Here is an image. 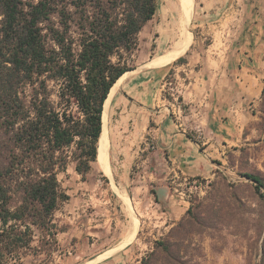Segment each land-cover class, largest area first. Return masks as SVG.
I'll list each match as a JSON object with an SVG mask.
<instances>
[{"label": "trees", "instance_id": "16d2710c", "mask_svg": "<svg viewBox=\"0 0 264 264\" xmlns=\"http://www.w3.org/2000/svg\"><path fill=\"white\" fill-rule=\"evenodd\" d=\"M157 1L0 0V264L54 261L64 231L54 215L69 199L58 174L70 162L82 178L90 171L104 101L135 68L129 60ZM259 112L264 131V86ZM239 173L264 196L263 172ZM187 233L179 221L141 264H183Z\"/></svg>", "mask_w": 264, "mask_h": 264}, {"label": "rangeland", "instance_id": "374dc122", "mask_svg": "<svg viewBox=\"0 0 264 264\" xmlns=\"http://www.w3.org/2000/svg\"><path fill=\"white\" fill-rule=\"evenodd\" d=\"M198 8L199 3L194 1L189 24L191 39L181 55L191 43L193 50H203L211 44L213 53L226 47L215 43L213 38L218 41V36L211 28L195 25L194 11ZM159 24L160 18L155 15L140 32L138 48L129 60L135 70L141 68L146 61L151 66L161 68L175 60L165 64L158 63L164 57L157 55V47L154 46ZM194 36L197 40L195 44L192 42ZM170 45L171 42L165 48L168 49ZM128 77L127 75L120 83L115 97L123 96V89H126L124 80ZM211 78L214 80V76L211 75ZM175 80L174 73L167 75V87L174 86ZM206 80L208 75L203 77L202 83H206ZM180 81L183 80L180 78ZM195 89L194 97L192 98L193 94L189 96V105L182 104L188 107L184 113L189 123L206 119L211 111L205 89ZM166 95L171 98V95ZM118 104L113 101L108 116L112 130L109 161L114 184L119 190L126 192L137 213L139 222L136 233L130 242H125L129 216L110 182L112 179L104 174L100 165L99 168L94 161L90 171L82 178L75 171L74 163L70 162L67 170L58 174L61 187L67 192L69 199L54 215L64 231L58 234L60 250L54 253V261L50 264H141V259L154 248V241L165 237L169 229L181 220L186 223L188 231L181 246L183 264H264V196L259 194L252 181L239 173L240 170L264 173V131L256 124L260 120L259 102L247 100L242 105L248 116L241 117L243 121L246 120L241 132L243 136L241 134L235 146L237 150L232 148L227 152L230 154L223 159L220 172L208 180L181 177L175 181L168 180L165 190L173 195L172 198L159 193L161 187L156 180H152L150 184L139 180L144 174L141 159L135 160L129 179L121 181L115 168L116 158L112 149L114 134L121 127ZM252 112L256 114L253 115ZM222 113V118H228L226 112ZM150 162H147L149 166ZM261 192L264 195L263 188ZM170 200L176 202L171 203ZM191 201L194 202L193 212L187 214ZM107 251L110 252L103 254ZM101 254L103 255L98 258ZM160 262L159 259L157 264ZM24 264H39V261L28 256Z\"/></svg>", "mask_w": 264, "mask_h": 264}, {"label": "crops", "instance_id": "0c3cea01", "mask_svg": "<svg viewBox=\"0 0 264 264\" xmlns=\"http://www.w3.org/2000/svg\"><path fill=\"white\" fill-rule=\"evenodd\" d=\"M194 1L199 3L195 25L211 28L218 36V41L213 38L215 43L226 47L213 53L211 44L193 50L191 43L181 55L185 61L178 62V57L161 68L146 61L129 72L131 79L124 80L123 96L109 104L110 112L113 101L119 103L121 127L114 134L112 149L121 181L129 179L132 165L141 159L144 174L139 180L148 184L156 180L159 193L167 198L173 196L165 190L168 180H208L220 170L227 152L241 138L246 121L241 117H248L242 105L247 100L259 102L264 86V0ZM196 41L194 36L192 42ZM170 73L176 80L167 87L165 79ZM206 75L208 80L202 83ZM195 88L205 89L211 111L206 119L189 123L184 110ZM224 112L226 119L221 115Z\"/></svg>", "mask_w": 264, "mask_h": 264}, {"label": "bare ground", "instance_id": "6f19581e", "mask_svg": "<svg viewBox=\"0 0 264 264\" xmlns=\"http://www.w3.org/2000/svg\"><path fill=\"white\" fill-rule=\"evenodd\" d=\"M192 6L193 0L157 1V9L155 14L160 18V24L157 26V55H164L163 59H161L159 62L157 61L158 63H168L179 57L184 52L187 44L191 39L189 24L192 16ZM169 42H171V45L168 49H166L165 44ZM157 62H155L156 65ZM131 71L132 70L125 72L117 79V81L111 87L104 101L102 112V134L99 142L97 143V156L95 160V165H97L98 167L100 165L104 174L112 179V181L110 182L113 184L115 190L117 191L119 198L122 199L125 210L129 216L128 228L126 230L127 232L125 233L126 235L124 239L125 242H130V240L134 237L139 221L136 218L137 213L135 209L133 210V204L131 203L129 196L124 190H119L114 184V175L108 160L109 155L107 150L108 145L110 146L111 138L108 113L110 101L115 97V93L120 86V83L127 75L130 74L129 72ZM109 252L110 251H107L103 254L106 255ZM103 254L99 255L98 258Z\"/></svg>", "mask_w": 264, "mask_h": 264}, {"label": "water", "instance_id": "95a60500", "mask_svg": "<svg viewBox=\"0 0 264 264\" xmlns=\"http://www.w3.org/2000/svg\"><path fill=\"white\" fill-rule=\"evenodd\" d=\"M101 134H102V130H101V133H100V137H101ZM100 137H99V139H100ZM99 139H98V142H99ZM108 155H109V153H110V146L108 145ZM109 158V157H108ZM109 160V159H108ZM109 163H110V161H109Z\"/></svg>", "mask_w": 264, "mask_h": 264}, {"label": "built area", "instance_id": "2783aa9c", "mask_svg": "<svg viewBox=\"0 0 264 264\" xmlns=\"http://www.w3.org/2000/svg\"><path fill=\"white\" fill-rule=\"evenodd\" d=\"M186 179V178H185ZM190 180V179H189ZM194 180V179H193ZM195 180H197V179H195Z\"/></svg>", "mask_w": 264, "mask_h": 264}]
</instances>
